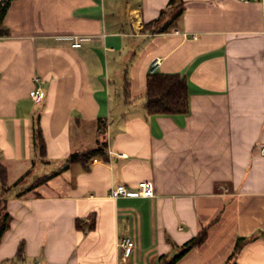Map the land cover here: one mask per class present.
I'll return each instance as SVG.
<instances>
[{"label": "crops", "instance_id": "crops-1", "mask_svg": "<svg viewBox=\"0 0 264 264\" xmlns=\"http://www.w3.org/2000/svg\"><path fill=\"white\" fill-rule=\"evenodd\" d=\"M184 1L177 27L161 35L143 29L169 0L13 1L11 37L0 39V164L11 184L29 171L30 182L39 169L57 173L103 141L107 157L13 196L0 264L21 244L39 264H161L205 228L207 242L177 264H264V0ZM155 59L156 73L186 78L188 115L147 114ZM144 181L154 198L141 197ZM118 186L130 196L111 198ZM78 219L95 228L78 230ZM124 238L135 241L126 260Z\"/></svg>", "mask_w": 264, "mask_h": 264}, {"label": "trees", "instance_id": "trees-1", "mask_svg": "<svg viewBox=\"0 0 264 264\" xmlns=\"http://www.w3.org/2000/svg\"><path fill=\"white\" fill-rule=\"evenodd\" d=\"M14 0H2L0 2V39L11 37V30L7 27L5 19ZM185 12L184 0H169L165 9L159 17L145 24L143 32L150 35H161L170 32L178 25L179 20ZM145 110L149 116H178L188 115L190 113L189 86L185 77L180 74H150L147 82ZM38 120L37 128L34 132V147L37 156L45 162L47 154V144ZM105 133V125L101 126V134ZM107 157V143L100 142L98 147L84 152L75 153L67 160L66 166L57 173L45 175L33 180L32 184L28 181L31 179V171L18 179L15 183L10 184L9 171L7 167L0 164V241L3 235L10 228L11 215L8 212V202L11 196L22 197L32 193L43 184L48 183L52 178L60 175L67 170L70 165L80 164L84 170L90 169V161L97 157ZM78 230L89 232L95 228L94 222L86 225L78 219L76 223ZM208 240V229L205 228L201 233L186 243L180 252L169 259L167 256L161 257V264H177L185 255L195 248L203 246ZM240 243L237 244L231 256V259L238 254ZM25 255L24 244H21L18 250L17 259L23 260Z\"/></svg>", "mask_w": 264, "mask_h": 264}, {"label": "built area", "instance_id": "built-area-1", "mask_svg": "<svg viewBox=\"0 0 264 264\" xmlns=\"http://www.w3.org/2000/svg\"><path fill=\"white\" fill-rule=\"evenodd\" d=\"M75 47H80V44L76 43ZM160 63V59H155L152 61L151 74L156 73L157 69L160 66ZM34 82L36 84V87L31 93L32 100L37 104L42 103L46 96V93L42 88V80L37 77L34 79ZM261 153L264 155V148H262ZM138 187L141 190V197L150 199L156 196L155 188L151 182H141L139 183ZM110 196L113 199H119L120 197H129V189L126 186H118L117 188L112 190ZM119 247L122 251L123 258L126 260L131 256L133 250L135 249V241L131 238H124L119 242Z\"/></svg>", "mask_w": 264, "mask_h": 264}, {"label": "rangeland", "instance_id": "rangeland-1", "mask_svg": "<svg viewBox=\"0 0 264 264\" xmlns=\"http://www.w3.org/2000/svg\"><path fill=\"white\" fill-rule=\"evenodd\" d=\"M3 162H4V164H7L8 166H10V168H11V165H13V163L12 162H8V161H5V160H3ZM12 171V170H11ZM38 172L39 173H43L44 172V174L45 175H51V174H53V172H54V170H53V168L50 166V167H48L47 169H43V170H41V169H39L38 170ZM15 175H16V173H15V170H13L12 172H11V176H12V178L14 179V177H15ZM44 175V176H45ZM36 176V175H35ZM39 176H42V174H39ZM28 183L29 184H32L33 183V180L30 182V181H28ZM59 184L57 183V184H53V186L51 185V189H46V188H44V189H42V190H39L40 192H42L43 194H50V192H52V191H55V186H58ZM12 186V184H10V186L9 187H11ZM59 192H60V194H62V193H64L65 192V190H59ZM10 199H13V196H11L10 197ZM9 199V200H10ZM24 257V260L26 261V264H39V262H41V259L40 258H37V259H35V260H33V259H30L29 258V256H27V254L25 253V255L23 256ZM40 257V256H39ZM18 258V257H17ZM14 260V262L13 261H7V263H5V264H25L23 261H21L20 259L18 260V259H16V258H14L13 259Z\"/></svg>", "mask_w": 264, "mask_h": 264}]
</instances>
